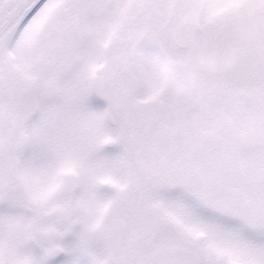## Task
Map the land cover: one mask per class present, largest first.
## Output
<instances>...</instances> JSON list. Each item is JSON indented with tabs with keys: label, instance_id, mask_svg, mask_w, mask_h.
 <instances>
[{
	"label": "snow or ice",
	"instance_id": "snow-or-ice-1",
	"mask_svg": "<svg viewBox=\"0 0 264 264\" xmlns=\"http://www.w3.org/2000/svg\"><path fill=\"white\" fill-rule=\"evenodd\" d=\"M0 264H264V0H0Z\"/></svg>",
	"mask_w": 264,
	"mask_h": 264
},
{
	"label": "clouds",
	"instance_id": "clouds-1",
	"mask_svg": "<svg viewBox=\"0 0 264 264\" xmlns=\"http://www.w3.org/2000/svg\"><path fill=\"white\" fill-rule=\"evenodd\" d=\"M219 68H220V65H219V64H217V67H216V69H215V70H219Z\"/></svg>",
	"mask_w": 264,
	"mask_h": 264
}]
</instances>
